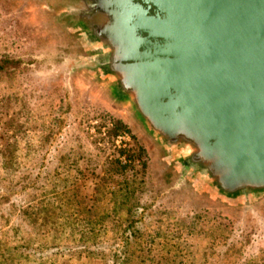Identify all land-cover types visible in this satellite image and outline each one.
Returning <instances> with one entry per match:
<instances>
[{
  "label": "rangeland",
  "instance_id": "1",
  "mask_svg": "<svg viewBox=\"0 0 264 264\" xmlns=\"http://www.w3.org/2000/svg\"><path fill=\"white\" fill-rule=\"evenodd\" d=\"M44 1L0 0V53L24 63L0 73V264H264V199L232 207L185 182L127 107L69 70L85 61L60 8ZM99 114L129 127L124 150L146 151L124 177L105 171L120 149ZM38 193L44 223L29 216ZM137 206L152 225L125 246L114 229Z\"/></svg>",
  "mask_w": 264,
  "mask_h": 264
},
{
  "label": "water",
  "instance_id": "2",
  "mask_svg": "<svg viewBox=\"0 0 264 264\" xmlns=\"http://www.w3.org/2000/svg\"><path fill=\"white\" fill-rule=\"evenodd\" d=\"M72 1L91 11L67 16L81 70L180 177L232 207L264 199V0Z\"/></svg>",
  "mask_w": 264,
  "mask_h": 264
},
{
  "label": "trees",
  "instance_id": "3",
  "mask_svg": "<svg viewBox=\"0 0 264 264\" xmlns=\"http://www.w3.org/2000/svg\"><path fill=\"white\" fill-rule=\"evenodd\" d=\"M22 66H24V63H23V60H21V58H16V57H14L12 55H8V54L2 55L0 53V73H12L14 71H19V70H21V72H22L24 69ZM99 115L102 117L101 128H107V130H108L107 134H109L111 136V138L115 139L116 137L122 135L123 133L130 132L129 127L122 120L115 119V118H113L107 114H99ZM18 134H22V136L28 137V140H29V137H30L28 135L29 133L27 134V132L22 131V132L15 134V135L18 136ZM145 153H146L145 149L141 146H138L137 150L135 148H128L125 150L120 149L118 151H115L114 152L115 157L112 159V163L110 165H108V164L106 165L105 171L107 173V176L109 174V176L111 177L110 179H114L117 176L124 177L126 175L127 171L129 170V168H131L132 165L134 164V161L141 158L142 155ZM7 154H8V151H7V153L3 154V157H6ZM122 157L126 158V160H127L126 164H123V162L121 161ZM114 165H116L115 170H114ZM143 165L145 166L144 163H143ZM100 177L101 176H99V174L93 175L92 178L94 179V185H96L98 179L101 180ZM84 178H86V177L84 176ZM103 180H106V179L103 178ZM17 186H18V182H16V187ZM35 196L38 200V202H37L38 204L35 207H33V205H31L30 208H32V210H36V211L29 212V216H30V214L41 215L38 218H36L34 221L42 219L43 223H44V219L50 218L51 215H50L48 208H46V206L44 205L48 201H43V200L39 201V199L44 198V196H47V195L46 194L42 195V194L38 193V194H35ZM35 196H33L32 199H30V200L34 201ZM69 201L70 202H68V205H69L68 210H72L74 204H76V205L79 204L76 202L77 201L76 199H73V201L72 200H69ZM60 208H61V211H63V207L60 206ZM133 209L135 210V213L133 212V214L129 218H128V216H126V218L120 219V222L118 223V225L114 229V230H116V235H117V237L115 239L123 241L125 246L130 245L131 241L133 239L138 240V239H140V236L142 237L143 232L146 228L144 226H148V228H149L152 225L150 222H148L147 224H141V218H139V214H138V212H139L138 210H140V208L137 206L136 209L135 208H133ZM127 211L129 212V209ZM28 221H29V219H28ZM88 225L92 226V225H90V223ZM43 226H45V225H43ZM59 228H60V231L64 233L67 226H66V224L65 225H62V224L58 225L56 230L53 231L52 233H55V234L59 233ZM49 233H51V232H47V231L43 230V227H41L37 230V234H40V235L41 234L46 235Z\"/></svg>",
  "mask_w": 264,
  "mask_h": 264
},
{
  "label": "flooded vegetation",
  "instance_id": "4",
  "mask_svg": "<svg viewBox=\"0 0 264 264\" xmlns=\"http://www.w3.org/2000/svg\"><path fill=\"white\" fill-rule=\"evenodd\" d=\"M44 3H46L48 8L51 6L54 7L56 5L58 6V8H60V10L62 11V12H60V18L63 22H65V26L68 24L67 16L70 12H71V14H79L82 16H87L91 12L89 10H85L86 4L84 6V4L82 5V4L76 3L72 0H53V2H52V0H45ZM65 9L68 10L66 13L63 12ZM81 55H82V53H81ZM72 63H73V65H71V63L67 64V67H69V70L73 71V72H76L77 69H79V68L80 69H82L84 67L86 69L93 68V65H94V64H91L89 62H85V64H80L75 60H73Z\"/></svg>",
  "mask_w": 264,
  "mask_h": 264
},
{
  "label": "built area",
  "instance_id": "5",
  "mask_svg": "<svg viewBox=\"0 0 264 264\" xmlns=\"http://www.w3.org/2000/svg\"><path fill=\"white\" fill-rule=\"evenodd\" d=\"M104 133H103V135H106ZM128 138L130 139L129 135L122 134V135L115 138L114 143H115V145H117V147L119 149H123L127 146V143L129 142Z\"/></svg>",
  "mask_w": 264,
  "mask_h": 264
}]
</instances>
